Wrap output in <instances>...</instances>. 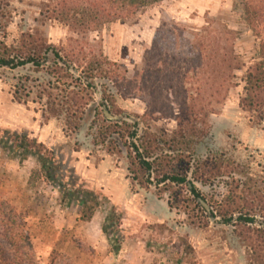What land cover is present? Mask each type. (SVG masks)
<instances>
[{
  "label": "rangeland",
  "instance_id": "1",
  "mask_svg": "<svg viewBox=\"0 0 264 264\" xmlns=\"http://www.w3.org/2000/svg\"><path fill=\"white\" fill-rule=\"evenodd\" d=\"M47 3L49 0H0V41L19 44L24 34L40 32L51 47L63 49L64 54L85 52L89 58L109 59L116 64L109 67L121 75L119 83L96 77L97 95L89 109H103L101 99L112 95L115 101L108 104L113 113L138 116L141 132L151 129L159 135L164 131L172 134L178 128L175 119L182 112V95L174 74L189 67L195 78L201 36L218 37L224 45L234 42L237 54L248 64L259 55L261 38L247 25L242 0H144L135 18L88 33L50 20ZM55 59L52 52L50 64ZM76 67L78 75L82 69ZM244 72H238L235 82L243 83ZM26 74L44 84L52 79L46 69L37 71L32 65L1 68L0 130L27 131L32 137L43 138L47 146L63 154L65 181L73 188L95 191L102 200L88 225L80 220V204H68L53 184L37 177L33 186L29 185L32 171L40 168L36 158L21 162L14 153L0 148V200L9 201L26 221L36 264H51L54 251L57 264H250L246 243L235 225L223 224L215 215L218 202L235 188L233 179L240 181L237 193L246 200L258 205L264 198V121L239 107L240 87L228 99L216 100L209 107V128H205L209 135L196 147L197 159L222 154L239 166L233 167L232 178L195 183L213 210L210 218L200 201L201 207L194 201L185 203L192 197L185 186L158 190L133 184L127 151L108 154L106 145L94 144L106 123L104 117H96L98 123L94 124L95 113L90 111L82 129L67 136L64 117L48 121L40 104L16 102L14 85ZM33 100L39 101L36 95ZM77 148L86 153L89 162L80 158ZM177 191L184 195L180 207ZM260 207L262 213L254 226L262 228L264 202ZM114 211L122 218L116 232L122 248L117 254L103 231Z\"/></svg>",
  "mask_w": 264,
  "mask_h": 264
},
{
  "label": "trees",
  "instance_id": "2",
  "mask_svg": "<svg viewBox=\"0 0 264 264\" xmlns=\"http://www.w3.org/2000/svg\"><path fill=\"white\" fill-rule=\"evenodd\" d=\"M143 6L144 0H49L47 13L50 20L58 21L75 32L88 33L117 22L125 23L135 18ZM242 7L247 25L261 38L259 55L248 64L237 54L234 42L224 45L218 37L201 36L197 42L195 78L192 76L193 69L189 67L185 72L181 69L174 74L179 80L177 88L182 95V112L175 119L178 128L172 134L164 131L159 135L148 129L140 132L139 122H112L104 118L106 123L102 125L94 144L106 145L107 153L113 155L124 154L122 147H125L133 184L147 189L155 186L158 190L185 186L193 197L185 199L187 204L197 203L200 197L204 199L196 182L212 184L219 177H233V167L239 166L229 161L226 155L197 159L195 154L197 145L208 134L209 107L216 100L228 99L236 87H240L239 107L264 121V0H242ZM52 52L56 59L50 64ZM60 52L65 51L51 47L40 32L24 34L19 44L8 45L0 41V69L15 70L28 65L34 66L37 71L46 69L52 76L47 84L26 74L15 83L13 99L23 104H40L47 120L64 117L66 135L72 136L82 129L90 111L95 113L94 124L98 123L96 117H105L102 109H89L90 104L95 102L91 80L105 76L118 84L121 75L109 67L116 66L109 59L93 55L89 58L85 52L82 53L86 54L84 57L81 53H66L62 57ZM76 64L82 69L78 75L75 74ZM243 70V83L235 82L238 72ZM126 78L122 77L123 82L127 81ZM34 95L39 101L33 100ZM104 100L115 101L112 97H104L100 103L102 107ZM0 148L14 153L13 157L21 162L36 158L40 168L32 171L29 185L32 187L37 177H42L58 188L68 204H80L81 221L93 220L102 205L101 197L93 190L73 188L72 183L65 181L63 154L27 131L8 128L0 130ZM233 182L235 188L224 201L218 202L215 215L221 218L223 224L235 225L239 237L246 243L249 263L264 264V223L262 228L254 226L258 214L262 213L260 204L264 198H260L258 205L251 203L237 193L240 181L233 179ZM225 183L230 185L228 181ZM180 192H176L179 196L177 207L181 206L184 196ZM197 205L201 207L200 203ZM106 221L103 231L117 254L122 248L116 234L122 218L114 211ZM26 224L15 206L0 200V264H36L31 254L32 237ZM51 264H57L55 251Z\"/></svg>",
  "mask_w": 264,
  "mask_h": 264
},
{
  "label": "flooded vegetation",
  "instance_id": "3",
  "mask_svg": "<svg viewBox=\"0 0 264 264\" xmlns=\"http://www.w3.org/2000/svg\"><path fill=\"white\" fill-rule=\"evenodd\" d=\"M55 49H57V50H60V49H58V48H55ZM61 53V55H62V57H64V53L63 52H60ZM70 64H73L72 62H70V61H68ZM76 66V65H75ZM95 80H96V78H94L93 80H91V82H93V85H94V87H93V89H92V96L93 97H95V95H97V90H96V84H95ZM13 96V95H12ZM103 97H114V96H112V95H108V96H103ZM102 99H104V98H102ZM102 99H101V101H102ZM105 101V100H104ZM105 107H107V109L113 114V115H115L114 113H113V110H112V108H110V106H109V104H108V102L107 101H105V104L103 105V112H104V118H106V119H108L109 121H112V122H123V121H128V122H131V123H136V122H139V131L141 132V123H140V120H139V117L137 116H135V117H131V115H126V113L124 112V113H121V114H123V116H121V119L120 120H118V121H114V120H111V119H109L108 117H107V115L105 114ZM119 111V110H118ZM141 118H142V116H141ZM49 121V120H48ZM148 130H150V131H152L151 129H148ZM153 132V131H152ZM207 135H209V133L207 134ZM206 135V136H207ZM204 138L205 137H203L201 140H204ZM123 148V151L124 152H126V149H125V147L123 146L122 147ZM128 160V159H127ZM128 162H129V160H128ZM243 170H241V172H242ZM200 198H202V197H200ZM200 198H198V201H200ZM203 199V198H202ZM201 203V202H200ZM202 204V203H201ZM203 205V204H202ZM207 209V208H206ZM208 211V210H207ZM209 216H210V218L211 217H213L214 216V213H213V210L210 212L209 211Z\"/></svg>",
  "mask_w": 264,
  "mask_h": 264
},
{
  "label": "water",
  "instance_id": "4",
  "mask_svg": "<svg viewBox=\"0 0 264 264\" xmlns=\"http://www.w3.org/2000/svg\"><path fill=\"white\" fill-rule=\"evenodd\" d=\"M105 114L107 115V117L111 120L114 121H118L121 119V116H117V115H113L108 109L107 107H105ZM200 202L207 208L208 211H211V207L210 205L202 198H200Z\"/></svg>",
  "mask_w": 264,
  "mask_h": 264
},
{
  "label": "crops",
  "instance_id": "5",
  "mask_svg": "<svg viewBox=\"0 0 264 264\" xmlns=\"http://www.w3.org/2000/svg\"><path fill=\"white\" fill-rule=\"evenodd\" d=\"M46 128H47V127H45L44 132H46V131H45ZM52 136H54V135H52ZM39 137H40V136H39ZM39 137H38V136H37V137L35 136V138H37L38 140H39ZM51 140H52V139H51ZM53 140H54V139H53ZM39 141L44 142L45 140H44L43 138L40 137V140H39ZM44 143H45V142H44ZM45 144H46V143H45ZM78 153H79L78 155L80 156V158L83 159V160H85V162H89V161H90L89 158L87 157L86 153H84V155H83L82 151H81V152L78 151ZM90 159L93 160V158H91V157H90ZM102 162H103V163H106L107 160H104V161H102ZM103 163H102V164H103ZM102 164L100 163L98 166L100 167V166H102ZM107 167L109 168L110 166L108 165ZM108 170H109V169H108ZM109 172H110V170H109ZM110 173H111V172H110ZM94 218H95V217H94ZM94 218H93V220H94ZM93 220H92V221H93ZM92 221H91V222H85V223H87V224L89 225V224L92 223Z\"/></svg>",
  "mask_w": 264,
  "mask_h": 264
}]
</instances>
